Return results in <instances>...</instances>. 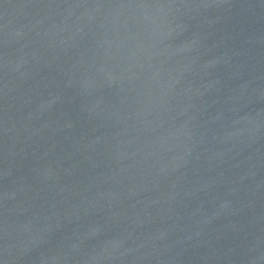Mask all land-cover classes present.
Returning a JSON list of instances; mask_svg holds the SVG:
<instances>
[{
    "label": "water",
    "instance_id": "95a60500",
    "mask_svg": "<svg viewBox=\"0 0 264 264\" xmlns=\"http://www.w3.org/2000/svg\"><path fill=\"white\" fill-rule=\"evenodd\" d=\"M0 264H264V0H0Z\"/></svg>",
    "mask_w": 264,
    "mask_h": 264
}]
</instances>
